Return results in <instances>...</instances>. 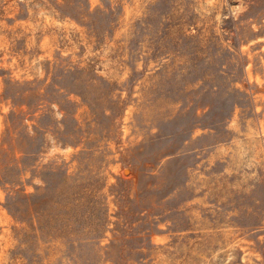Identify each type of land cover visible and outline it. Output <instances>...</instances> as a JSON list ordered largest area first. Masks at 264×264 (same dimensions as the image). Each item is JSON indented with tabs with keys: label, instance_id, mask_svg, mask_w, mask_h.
I'll return each instance as SVG.
<instances>
[{
	"label": "rangeland",
	"instance_id": "1",
	"mask_svg": "<svg viewBox=\"0 0 264 264\" xmlns=\"http://www.w3.org/2000/svg\"><path fill=\"white\" fill-rule=\"evenodd\" d=\"M0 264H264V0H0Z\"/></svg>",
	"mask_w": 264,
	"mask_h": 264
}]
</instances>
